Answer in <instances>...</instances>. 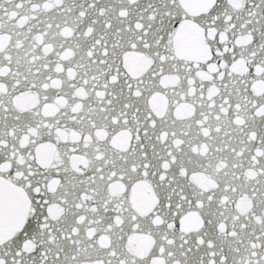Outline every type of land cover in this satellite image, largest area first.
I'll return each mask as SVG.
<instances>
[{"label":"snow or ice","instance_id":"6c2138e0","mask_svg":"<svg viewBox=\"0 0 264 264\" xmlns=\"http://www.w3.org/2000/svg\"><path fill=\"white\" fill-rule=\"evenodd\" d=\"M0 264H264V0H0Z\"/></svg>","mask_w":264,"mask_h":264}]
</instances>
